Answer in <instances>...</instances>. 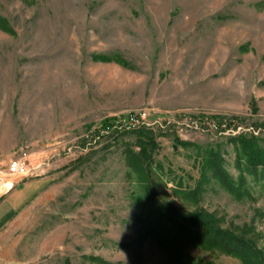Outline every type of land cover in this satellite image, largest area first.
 Returning a JSON list of instances; mask_svg holds the SVG:
<instances>
[{
	"label": "rangeland",
	"instance_id": "1",
	"mask_svg": "<svg viewBox=\"0 0 264 264\" xmlns=\"http://www.w3.org/2000/svg\"><path fill=\"white\" fill-rule=\"evenodd\" d=\"M0 16L14 31L0 28V200L30 186L0 264H169L163 242L179 237L156 226L155 200L209 215L264 258V172H246L237 142L264 146V0H0ZM108 118L123 127L106 133ZM140 126L156 142L146 163Z\"/></svg>",
	"mask_w": 264,
	"mask_h": 264
},
{
	"label": "trees",
	"instance_id": "2",
	"mask_svg": "<svg viewBox=\"0 0 264 264\" xmlns=\"http://www.w3.org/2000/svg\"><path fill=\"white\" fill-rule=\"evenodd\" d=\"M0 28L8 33L14 32L9 28L6 20L1 16ZM105 59H109V57ZM115 120V118H108L104 120L101 124L102 128L112 125ZM134 132H136L139 136L137 146L140 147L141 157L140 155H138V157L143 158L146 163L151 160L152 152L156 149L153 132L145 126H140ZM97 133L100 134V132ZM103 135L104 134H100L99 136ZM239 140L240 141H237L240 145L238 150H241V155H244L243 158H245V162L247 163L246 172L251 176L256 175V173L259 174V166L264 172V146L257 144V137L254 135H251V137L241 135ZM209 157H211V155ZM219 169L220 168L216 166V173L219 175V179L222 180L229 188L233 189L232 181H230L224 174L220 177ZM244 181L245 180L241 178L242 184ZM155 203H157L155 213L160 214V217L156 222V226L163 227L161 221L166 220L171 226L169 231L179 237V240L174 243L170 242L167 244L163 242L164 250L168 252L167 262L169 264H184V247L188 246L199 247L211 251L218 250L221 253L238 258L241 261V264H264L262 253L259 252L258 248L251 240L246 237L236 235L228 230L221 229L209 215L199 212L189 214L183 211H170L169 207L164 205L162 202L155 200ZM190 264L201 263L192 262Z\"/></svg>",
	"mask_w": 264,
	"mask_h": 264
},
{
	"label": "crops",
	"instance_id": "3",
	"mask_svg": "<svg viewBox=\"0 0 264 264\" xmlns=\"http://www.w3.org/2000/svg\"><path fill=\"white\" fill-rule=\"evenodd\" d=\"M25 184L23 189L24 193L21 194L20 197H17L16 195V187H12V189L6 191L5 194H3L2 200H0V232L4 228V226L8 223L9 218L11 215H13L20 205L23 204L24 201H26L30 197V190L27 183ZM14 186V183H13Z\"/></svg>",
	"mask_w": 264,
	"mask_h": 264
},
{
	"label": "built area",
	"instance_id": "4",
	"mask_svg": "<svg viewBox=\"0 0 264 264\" xmlns=\"http://www.w3.org/2000/svg\"><path fill=\"white\" fill-rule=\"evenodd\" d=\"M145 116L146 114H142L141 116ZM143 116V117H144ZM138 117V116H137ZM136 116H133V115H129V116H126L124 118V123H125V126H127L128 124L129 125H133V122H136L139 120V117L137 118ZM145 125V122L142 121ZM132 123V124H131ZM141 123V122H139ZM122 121L121 120H115V122L112 124V125H108L104 128V131L106 133H109L111 132L112 130L114 129H117L119 127H123L122 126ZM139 125V124H138ZM143 125V124H142ZM134 126V125H133ZM137 126V124H136ZM135 126V127H136ZM129 127V126H128ZM10 172L12 174H18V175H24V176H27L28 174V170H27V167L25 165L24 162H21L20 160H14L11 164H10Z\"/></svg>",
	"mask_w": 264,
	"mask_h": 264
}]
</instances>
